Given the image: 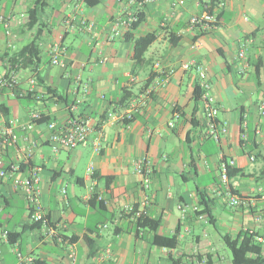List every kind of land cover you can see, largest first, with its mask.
I'll use <instances>...</instances> for the list:
<instances>
[{
	"label": "crops",
	"instance_id": "crops-1",
	"mask_svg": "<svg viewBox=\"0 0 264 264\" xmlns=\"http://www.w3.org/2000/svg\"><path fill=\"white\" fill-rule=\"evenodd\" d=\"M220 1L224 6L212 11L216 22L200 27L191 19L207 13L209 0H0V15L10 25L7 30L0 23V80L14 74L16 93L23 94L0 93V131L11 120L27 124L32 112L58 124L81 119L93 127L87 145L53 151L48 121H42L29 133L40 142L29 161L24 142L7 149L6 162H23V176L40 169L48 224L31 221L25 196L12 177L5 179L0 264H18L19 251L34 260L30 264H174L180 257L182 264H203L200 258L232 264L225 236L264 234V0ZM134 15L141 20L132 30L126 24ZM149 33L157 38L145 53L146 65L137 68L135 41ZM32 44L39 52L36 69L14 62ZM54 45L62 49L65 68L51 64ZM243 48L247 56L240 59ZM197 86L219 110L218 140ZM142 101L131 121L122 120ZM15 131L26 134L20 126ZM143 158L153 167L148 189L136 171ZM224 161H233L236 171L228 185L220 183ZM230 193L251 197L252 206L231 208ZM180 205L189 212L187 227ZM196 205L208 206L207 221L195 217ZM127 207L157 221V228L139 227ZM174 235L175 249L153 243L156 236Z\"/></svg>",
	"mask_w": 264,
	"mask_h": 264
},
{
	"label": "built area",
	"instance_id": "built-area-1",
	"mask_svg": "<svg viewBox=\"0 0 264 264\" xmlns=\"http://www.w3.org/2000/svg\"><path fill=\"white\" fill-rule=\"evenodd\" d=\"M151 1V0H149ZM183 4V1H180ZM221 6H224V3H220ZM137 15L131 16L126 26H131L133 23L137 21ZM216 22L213 15L207 12L202 17H193L191 19V24L193 26L205 27L209 24H214ZM0 23H4L5 28L9 29V21H7L3 16L0 15ZM113 35H119L120 31L118 27L114 28ZM195 47H199L200 43L197 42L194 44ZM62 49L58 45L53 46L52 50V58L51 64L55 66H61L63 68L66 67L64 60L61 58ZM247 56V48H243L239 53L240 59H245ZM199 76L201 78L202 86L204 88H208L206 84V73L204 67H199ZM12 74L8 78H4L0 80V93L4 90H8L13 97L21 96L23 94L18 95L16 93V88L18 87V80ZM79 81L81 77L77 78ZM91 83V79L84 83V92L86 93L89 90V86ZM31 87L36 86V80L34 78L30 79ZM202 108L205 113L208 125L211 129V135L215 140L219 139V129L217 128L216 120L217 115L219 113L218 108L213 104V98L209 95V93H203L201 97ZM143 106V101L140 103L132 104L129 107V110L123 114L122 120L131 121L133 118V113L137 112ZM1 110V105H0ZM2 112V111H0ZM264 114V111H263ZM42 119V114L37 112H32L30 115V120L27 124H20L18 120H11L8 125H6L0 131V186L2 182L8 177H12L13 187L16 191L21 192L28 203L30 209V217L33 223H43L44 225L48 224L47 217L43 211V207L41 205L40 200V176H39V168H34L30 171L28 175L23 176L22 172V164L20 161L14 163H8L5 160V154L9 147L17 146L19 142H24L26 147V160L29 161L34 154V151L39 147L40 142L33 139L30 136V131L33 129V126L37 124ZM20 126L26 134L24 136H19L15 128ZM47 130L49 131L48 143L53 151H57L58 149H68L72 150L81 145H87L89 142V136L93 132V127L88 124L86 121L81 119H70L63 124H58L56 121H48L46 123ZM223 132H226V128L223 127ZM94 150L95 152H100L101 150V142L100 138H96L94 142ZM254 160V158H251ZM234 165V162H222L220 165V175H221V185H228L229 183V168ZM95 171L94 165L91 164L88 167V173L93 175ZM136 171L143 178V187L148 189L151 185V179L153 175V167L151 162L147 158H143L136 163ZM228 205L231 208L238 207H250L253 204V200L251 197L240 196L237 194L230 193L229 194ZM96 198L102 200V197L96 195ZM179 209L181 210L182 216L181 221L185 227L188 221V210L180 205ZM193 211L195 213V217H197L200 221H207L206 214L202 213V209L199 205L193 207ZM126 212L130 214L134 219L143 218L142 212L136 210L134 207H127ZM251 233L253 231H250ZM254 233V232H253ZM55 232L50 229L49 235L54 236ZM257 244L262 247L264 250V234L256 237ZM167 248H165V251ZM70 258H74L73 253H71ZM19 263L18 264H30L34 260L31 257H25L20 251L18 252Z\"/></svg>",
	"mask_w": 264,
	"mask_h": 264
},
{
	"label": "trees",
	"instance_id": "trees-1",
	"mask_svg": "<svg viewBox=\"0 0 264 264\" xmlns=\"http://www.w3.org/2000/svg\"><path fill=\"white\" fill-rule=\"evenodd\" d=\"M221 3L220 0H209L206 3V11L212 15L213 9ZM32 15H36L37 9L32 10ZM141 18L138 17L137 21L132 24V30L136 29L140 23ZM35 25V23H34ZM130 35V34H129ZM156 35L149 33L145 36L138 38L135 41L134 53H133V62L137 68H142L146 65L147 61L145 59V53L149 47L155 42ZM39 52L34 44L24 48L14 59V62L19 63L22 67H33L36 69V65L39 61ZM18 64V65H19ZM197 99H201L203 92L199 86H197ZM128 99V98H127ZM44 115H42V121H49ZM38 122V123H39ZM236 171L229 168V177L233 176ZM208 206L206 205L202 213L210 216L207 211ZM138 226L141 228L149 227L150 229H156L158 226L157 221L150 220L149 218H140L138 219ZM257 234L251 233L250 231L243 232L238 235L236 238L230 236L224 237V242L226 247L231 252V262L232 264H264L263 249L256 241ZM154 244L165 247L169 249H175L177 247L178 241L177 236H156L153 241ZM183 257L178 258L174 261V264H182ZM200 262L203 264H213L209 259L200 258Z\"/></svg>",
	"mask_w": 264,
	"mask_h": 264
},
{
	"label": "rangeland",
	"instance_id": "rangeland-1",
	"mask_svg": "<svg viewBox=\"0 0 264 264\" xmlns=\"http://www.w3.org/2000/svg\"><path fill=\"white\" fill-rule=\"evenodd\" d=\"M224 250L226 251H223V253L225 252V255H228L230 258H231V252L230 250L225 246Z\"/></svg>",
	"mask_w": 264,
	"mask_h": 264
}]
</instances>
